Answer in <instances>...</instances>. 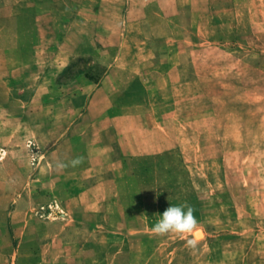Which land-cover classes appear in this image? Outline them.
I'll list each match as a JSON object with an SVG mask.
<instances>
[{
  "label": "rangeland",
  "instance_id": "obj_1",
  "mask_svg": "<svg viewBox=\"0 0 264 264\" xmlns=\"http://www.w3.org/2000/svg\"><path fill=\"white\" fill-rule=\"evenodd\" d=\"M132 2L0 0V103L33 97V82L7 94L4 70L38 50L48 66L77 46L40 95L66 107L76 98L60 84L99 81L121 44L157 56L114 94L121 143L140 151L120 176L105 163L61 174L71 160L49 154L66 125L47 123L40 145L0 143V264H264V0ZM18 136L0 128V140ZM183 204L197 230L154 234Z\"/></svg>",
  "mask_w": 264,
  "mask_h": 264
},
{
  "label": "crops",
  "instance_id": "obj_2",
  "mask_svg": "<svg viewBox=\"0 0 264 264\" xmlns=\"http://www.w3.org/2000/svg\"><path fill=\"white\" fill-rule=\"evenodd\" d=\"M128 11L129 14L134 13L138 8L131 5ZM133 26H139V22L134 23ZM41 46L43 43H37L39 49ZM65 46L68 48L66 54L51 65L47 66L46 60L38 50L32 60L29 58L22 61L21 65L15 68H5L7 94L15 87H24L31 82L34 83L35 88L33 97L27 101L10 102L6 99L5 102L0 103V128L14 127L19 131L18 141L16 138H5L0 140V143L17 142L24 147L26 140L31 139L40 145L41 136L47 125L52 124L54 128L66 125L65 130H59L60 137L55 139L49 157L53 156L62 162L81 157L82 162L72 167L68 162L66 170L61 174L87 177L93 174L95 165L105 163L113 165L109 171L113 170L115 173L117 170L120 176L121 160L127 154L135 155L140 151L126 150L121 143V109L113 108L114 94H121L130 83V79H133L143 67H147L146 64L151 67L157 61V56L147 45L140 46L133 54L126 53V46L123 43L118 61L104 71L99 81L82 73L68 83L60 84L64 91L70 93L72 100L76 98L75 107H66L61 102L50 106L40 97L50 87V82L47 81L54 79L56 83L54 84L59 85L57 78L69 66L71 58L78 55L77 46L71 44ZM168 57L171 59L170 62H173L172 57L166 56V59ZM100 62L104 63L103 60ZM152 69L154 70L153 67ZM116 77L118 82L115 81ZM65 121L69 123L64 124ZM115 148L118 149V154ZM2 150L7 153L8 149L3 147Z\"/></svg>",
  "mask_w": 264,
  "mask_h": 264
},
{
  "label": "clouds",
  "instance_id": "obj_3",
  "mask_svg": "<svg viewBox=\"0 0 264 264\" xmlns=\"http://www.w3.org/2000/svg\"><path fill=\"white\" fill-rule=\"evenodd\" d=\"M82 162L81 157L73 159L70 163L76 166ZM57 168H64L67 165L58 162ZM198 222L194 215V209L188 205H177L168 207L152 226V231L157 235L169 233H192L197 230Z\"/></svg>",
  "mask_w": 264,
  "mask_h": 264
}]
</instances>
